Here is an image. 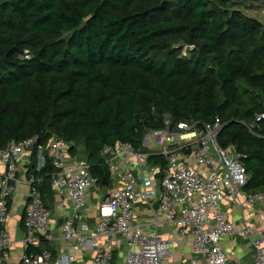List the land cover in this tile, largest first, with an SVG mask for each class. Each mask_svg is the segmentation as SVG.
<instances>
[{"label":"trees","instance_id":"trees-1","mask_svg":"<svg viewBox=\"0 0 264 264\" xmlns=\"http://www.w3.org/2000/svg\"><path fill=\"white\" fill-rule=\"evenodd\" d=\"M241 4L264 0H0V146L62 137L109 186L107 145L141 149L165 115L200 130L221 119L219 144L264 190V26L231 11ZM31 157L50 209L55 170Z\"/></svg>","mask_w":264,"mask_h":264},{"label":"built area","instance_id":"built-area-1","mask_svg":"<svg viewBox=\"0 0 264 264\" xmlns=\"http://www.w3.org/2000/svg\"><path fill=\"white\" fill-rule=\"evenodd\" d=\"M249 4H246L248 6ZM258 6H261L258 5ZM29 55L26 52V56ZM254 125L264 121V112L256 116ZM200 130L196 122H179L174 125L165 115V129L150 130L143 138L141 149L130 142L107 145L101 151L104 164L112 175L114 187L108 198L101 191L99 177L91 172L87 158L72 153L73 144L59 136L48 143L39 137L11 141L0 146V163L5 171L0 173V263L10 264V250L18 241L11 237L7 224L12 217L9 198L23 183L18 177L21 160L37 151V172L51 162L55 172L51 175V188L58 198V205L65 208L70 200L71 214L65 219L62 237L67 243L95 250L93 264H109L115 245L123 240L127 245L126 264H168L172 250L170 241L160 237L155 227L145 230L134 224L136 205L149 206L156 191L152 189L156 176L159 181V213L164 221L174 226L181 240H192L194 261L203 255L202 264H264V230H254L245 214L242 235L251 239L254 260L231 259L223 242L237 234L236 223L231 219L233 205L243 212L264 208V190H249L248 170L242 162L243 155L236 146L223 148L219 133L224 128L221 119H215ZM155 139L154 151L162 155L167 164L166 173L161 167L149 170L148 158ZM29 193L31 199L25 219L26 232L20 244L25 253L22 264H72L71 255L54 260L52 252L43 250L37 254L39 234L51 231L52 211L48 209L39 189L41 178L31 175ZM95 189L102 195L100 215L95 228L86 222L87 195ZM95 230V232H93Z\"/></svg>","mask_w":264,"mask_h":264},{"label":"crops","instance_id":"crops-1","mask_svg":"<svg viewBox=\"0 0 264 264\" xmlns=\"http://www.w3.org/2000/svg\"><path fill=\"white\" fill-rule=\"evenodd\" d=\"M155 146H152V149L148 150L150 154H157L154 151ZM80 154V153H78ZM84 156V155H81ZM21 160V169L18 172V177L23 182L17 192L9 198V204L11 206L12 217L7 224V228L11 234V237L18 241V244L15 248L11 249L10 254V264H22L21 258L25 253L24 247L20 244V241L23 239V236L26 232L25 228V219L27 214V208L31 199L29 193V184L27 183L31 179V175L28 176L30 171V164H32L35 159L31 155L23 156ZM149 165V163H148ZM160 166L149 165V170L155 169ZM5 171L4 166L0 163V173ZM167 168L163 172L166 173ZM158 176V175H157ZM156 176V180L153 183L152 189L156 191V194L153 197L152 205L149 206L144 202H140L136 205L137 207V216L134 220V224L142 226L145 230H151L152 227H155V219L157 215V232L160 237L168 240L172 244V250L170 255V261L168 264H193L195 259L193 254L192 240L189 238L187 240H181L176 228L170 223L164 221L163 217L159 213V181ZM114 181L109 185V189L114 187ZM0 190H1V177H0ZM95 190V189H94ZM91 192V191H90ZM54 200L50 203V210L52 211L51 216V231L47 234H39V247L34 248V252L39 254L43 250H48L52 252L54 260L58 259L60 256L71 255L74 257L72 264H93V259L95 256V250L89 249L87 247L81 246L80 248H75L76 244L67 243L62 237V225L65 219L71 214L70 200H67L65 208H61L58 205V198L56 193L53 192ZM1 198V194H0ZM103 199V198H102ZM101 199V200H102ZM95 200L92 203L86 205V222L95 228V224L99 219L100 208L99 204L101 201H97L98 204H94ZM227 209H230L231 219L236 223L237 234L230 239H226L223 242V247L225 251L231 256V259H241L244 261H253L254 260V250L251 246V239L242 235L243 230V216L249 215L251 220L255 219L258 223H263V226H260L259 232L264 230V218L262 219L259 215L260 212L255 209L246 210V212L241 211V209L234 207L233 205H226ZM249 219V218H248ZM247 219V220H248ZM259 225V224H258ZM1 230V229H0ZM95 232V230H93ZM126 253L127 245L123 240H119L118 244L115 245L114 253L112 260L109 264H126ZM198 261L196 264H202L204 261L203 255L198 256ZM1 264V263H0Z\"/></svg>","mask_w":264,"mask_h":264},{"label":"water","instance_id":"water-1","mask_svg":"<svg viewBox=\"0 0 264 264\" xmlns=\"http://www.w3.org/2000/svg\"><path fill=\"white\" fill-rule=\"evenodd\" d=\"M232 12H238V13H242L244 16H246L247 18L259 22L261 25L264 26V5H261L259 8H248L245 5H240V6H236L233 7L231 9ZM162 173H160L157 178L160 179L162 177ZM102 187H101V191H102V195L104 198H108L110 191H109V186H108V182L106 180H104L101 183Z\"/></svg>","mask_w":264,"mask_h":264},{"label":"rangeland","instance_id":"rangeland-1","mask_svg":"<svg viewBox=\"0 0 264 264\" xmlns=\"http://www.w3.org/2000/svg\"><path fill=\"white\" fill-rule=\"evenodd\" d=\"M260 6H258L257 8H259ZM256 8V9H257ZM151 143H152V146L154 147L155 146V139H152V141H151ZM80 155H83V152H81L80 153ZM101 199H102V195H101V193L100 192H98V191H96V190H94V189H92V191L87 195V201H88V203H92V201H96V202H94V204H98V202L97 201H101ZM242 211V210H241ZM262 219L264 218V208H263V211H261L260 212V215H259ZM249 218V219H248ZM247 219H248V221H250V225H251V227L254 229V230H259L260 229V226H263V223H259V221H258V223H257V221L255 220V219H253V221L251 220V217L249 216V215H247ZM259 224V225H258Z\"/></svg>","mask_w":264,"mask_h":264}]
</instances>
